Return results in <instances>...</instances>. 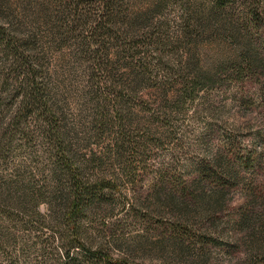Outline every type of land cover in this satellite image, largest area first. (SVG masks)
Instances as JSON below:
<instances>
[{
	"label": "rangeland",
	"instance_id": "374dc122",
	"mask_svg": "<svg viewBox=\"0 0 264 264\" xmlns=\"http://www.w3.org/2000/svg\"><path fill=\"white\" fill-rule=\"evenodd\" d=\"M100 2L0 0V20L22 24L33 20L41 35L50 26L51 32L62 33L56 27L66 21L75 36L100 35L111 26L94 19L97 13H89ZM193 2L184 13L197 18V35L188 40L167 39L183 24L178 21L183 11L178 0L164 3L156 13L160 16L144 25L139 35L162 34L161 41L145 45V39L140 44L145 64L154 69L188 66L210 75L226 67L228 75L219 78L222 84L184 101L146 91L133 95L128 114L135 141L125 157L135 170L122 181L127 182V192L135 194V207L117 215V202L110 200L97 214L86 215L89 219L83 221L90 225L86 243L91 247L86 253L75 252L69 264H264V0H239L223 17L213 13L212 0ZM147 5L143 0L133 9L142 11ZM249 7L256 8L257 20L246 18ZM102 42L111 49V39ZM64 102L69 124L84 121L79 103L69 97ZM217 158L228 163L235 176L203 181L206 166L220 172ZM21 162L17 144L0 148V264H62L59 245L52 241L58 228L46 216L45 203L36 205L30 195L23 205L15 201L19 188L45 191L41 173L46 167L23 172ZM24 163L31 165L29 160ZM28 172L34 181H29ZM16 179L18 192L8 187ZM193 185L199 189L197 200L169 204L184 186ZM218 196L226 201L214 216L207 210ZM45 197L43 193L38 199ZM242 212L247 220L239 225Z\"/></svg>",
	"mask_w": 264,
	"mask_h": 264
},
{
	"label": "trees",
	"instance_id": "16d2710c",
	"mask_svg": "<svg viewBox=\"0 0 264 264\" xmlns=\"http://www.w3.org/2000/svg\"><path fill=\"white\" fill-rule=\"evenodd\" d=\"M142 1L101 0L95 11L89 13H97L94 19L111 26L103 34L88 37L71 34L66 21L56 27L62 33L51 32L50 26L49 32L41 35L33 20L26 24L0 20V148L12 143L21 148L19 167L23 172L46 167L41 173L45 191L42 192V187L34 192L22 188L19 191L14 186L20 179L9 182L8 187L20 192L15 200L17 206L23 205V199L29 195L36 205L45 203L46 216L58 228L52 241L59 245L65 260L62 264H69L78 250L82 254L91 247L86 243L90 226L83 221L84 217L89 219L86 215L97 214L110 200L117 202V215L128 214L135 207V194L127 192V182L122 181V177L131 176L135 170L125 157L135 141L129 133L128 114L133 95L146 91L162 99L173 95L184 101L192 99L199 90L222 84L221 77L228 75L226 67L210 75L188 66L154 69L145 64L140 44L145 39V45L161 41L162 34L138 33L160 16L156 13L170 0H145L147 7L135 11L133 6ZM178 1L183 8L178 21L183 24L167 35V39L177 43L188 40L193 33L197 35L194 30L198 21L184 13V8L194 0ZM238 1L212 0L213 13L223 17ZM245 15L253 21L258 17L254 7L247 8ZM219 33L224 34L222 30ZM104 39H111V49L105 48ZM68 97L79 103V115L83 114L84 121L75 124L66 121L67 108L63 105ZM98 149L102 152L99 156L95 152ZM27 160L30 166H25ZM215 165L220 172L206 166L201 173L203 181L214 177L225 181L235 176L231 166L219 158ZM28 173L29 181H34L33 173ZM193 186H184L181 195L177 199L172 196L169 204L178 199L186 203L197 200L199 189ZM43 193L45 200H39ZM225 201L218 196L207 211L215 216ZM246 220V212H242L239 225ZM99 251L102 250L97 248L96 252ZM249 256L248 260L253 258Z\"/></svg>",
	"mask_w": 264,
	"mask_h": 264
}]
</instances>
